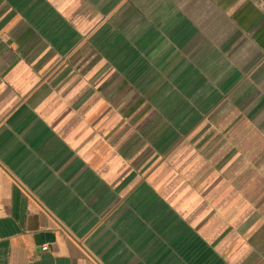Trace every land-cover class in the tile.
Returning a JSON list of instances; mask_svg holds the SVG:
<instances>
[{"label": "crops", "instance_id": "crops-1", "mask_svg": "<svg viewBox=\"0 0 264 264\" xmlns=\"http://www.w3.org/2000/svg\"><path fill=\"white\" fill-rule=\"evenodd\" d=\"M0 264H264V0H0Z\"/></svg>", "mask_w": 264, "mask_h": 264}, {"label": "built area", "instance_id": "built-area-1", "mask_svg": "<svg viewBox=\"0 0 264 264\" xmlns=\"http://www.w3.org/2000/svg\"><path fill=\"white\" fill-rule=\"evenodd\" d=\"M45 250H46V247H45Z\"/></svg>", "mask_w": 264, "mask_h": 264}]
</instances>
